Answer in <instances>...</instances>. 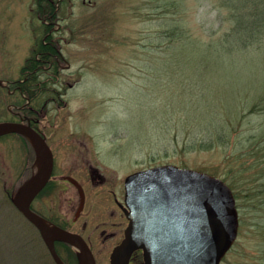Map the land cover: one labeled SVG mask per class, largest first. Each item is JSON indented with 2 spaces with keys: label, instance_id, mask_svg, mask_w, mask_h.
Here are the masks:
<instances>
[{
  "label": "rangeland",
  "instance_id": "1",
  "mask_svg": "<svg viewBox=\"0 0 264 264\" xmlns=\"http://www.w3.org/2000/svg\"><path fill=\"white\" fill-rule=\"evenodd\" d=\"M58 1L61 71L45 82L55 100L38 126L50 149L82 137L99 159L116 153L107 164L120 178L170 163L228 179L244 154L238 236L219 264H264V27L254 31L264 0ZM38 12L35 0H0V83L22 78L44 39ZM5 94L0 86V122L16 104ZM23 152L20 137H0V264H53L10 200L35 171Z\"/></svg>",
  "mask_w": 264,
  "mask_h": 264
},
{
  "label": "water",
  "instance_id": "2",
  "mask_svg": "<svg viewBox=\"0 0 264 264\" xmlns=\"http://www.w3.org/2000/svg\"><path fill=\"white\" fill-rule=\"evenodd\" d=\"M10 133L24 136L36 154L34 174L15 192L13 205L38 230L55 264H63L55 241L78 246L85 256L80 263L92 264L77 235L51 227L30 207L52 172V152L45 140L27 124L1 122L0 136ZM124 189L129 223L122 243L110 255V264H127L138 248L144 264H219L236 239L235 199L220 178L163 164L129 174Z\"/></svg>",
  "mask_w": 264,
  "mask_h": 264
},
{
  "label": "flooded vegetation",
  "instance_id": "3",
  "mask_svg": "<svg viewBox=\"0 0 264 264\" xmlns=\"http://www.w3.org/2000/svg\"><path fill=\"white\" fill-rule=\"evenodd\" d=\"M47 70L61 71L59 68L41 66L32 71L39 72L37 78L41 79L47 77ZM22 74V78L18 80L0 83V86L6 89L5 95L11 96L16 103L9 106L8 113L12 114V117L2 122L27 124L45 139L46 136L38 126L46 116L48 101L53 102L55 99L47 98L48 89L45 83L27 81L31 74L30 70ZM8 135L20 137L14 133L1 137ZM78 137H75L68 147L51 150L53 166L50 178L33 199L31 209L51 227L77 235V239L88 250L92 264H109L110 254L123 241L128 225L124 212V178L133 171L122 178L118 177L116 170L120 165L110 167L107 164L116 153L105 150L102 159H99L97 152L81 140L82 137ZM20 138L26 149V152H23L25 154L23 168L30 170L32 148L26 138ZM35 204L38 205V209ZM38 235L55 264L39 232ZM54 248L63 264H83L80 263V259L84 260L85 256L78 246L55 241ZM127 264H144L142 250L139 248L133 250Z\"/></svg>",
  "mask_w": 264,
  "mask_h": 264
},
{
  "label": "trees",
  "instance_id": "4",
  "mask_svg": "<svg viewBox=\"0 0 264 264\" xmlns=\"http://www.w3.org/2000/svg\"><path fill=\"white\" fill-rule=\"evenodd\" d=\"M261 2H263L261 0ZM59 4L58 0H35V5L38 9V13L39 16H41L45 21V36L44 39H39L36 48L33 49L34 52V56H30L26 59L24 66L21 68V72L25 73L26 71L30 70L31 74L30 76H28L27 81H34L37 83H53V82H57L56 80V76L59 73V71H53V72H46L47 78L46 81L38 79V75L39 72H34L32 71L34 68H38V66L41 67H52V68H56L58 69V62H60V50L58 45L56 44V40L53 38L52 33L50 32L51 27L53 26V23L55 20H57V5ZM260 27H264V23H260L258 25H255L254 27V31L255 33H259L260 30H258ZM256 33V34H257ZM247 40H242L240 42V46H244L247 45L249 43L245 42ZM219 136V135H218ZM218 136H214L212 138H210L211 140H214L216 138V141L218 140ZM22 137V136H20ZM24 139V138H23ZM264 141V136L261 137V139L257 140V143H260V147H258L256 150H260L262 149V145L261 142ZM210 140L206 143V144H200L201 148H206V147H211V144L213 143H209ZM33 152V151H32ZM247 152H249L244 158H248L249 156H254L255 154H253L252 150H248ZM243 155H237L234 156L231 160L234 162V165L236 166V170H228L226 172V175L228 176V179H223L231 188L234 197H236L235 195V189L237 190L240 187H243L244 184H246L247 179L244 181H239V179L235 180V172L240 175L242 174H247L245 173L246 171H248V168L251 166L245 165L244 163L240 162V160L242 159ZM248 156V157H247ZM32 161L34 159V154L32 153ZM255 161H257V159H255ZM239 162V163H238ZM236 163H238L236 165ZM262 164V163H261ZM247 178V176H246Z\"/></svg>",
  "mask_w": 264,
  "mask_h": 264
}]
</instances>
